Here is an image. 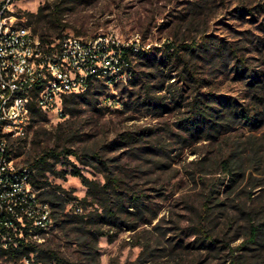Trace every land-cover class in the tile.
I'll use <instances>...</instances> for the list:
<instances>
[{
    "label": "rangeland",
    "instance_id": "1",
    "mask_svg": "<svg viewBox=\"0 0 264 264\" xmlns=\"http://www.w3.org/2000/svg\"><path fill=\"white\" fill-rule=\"evenodd\" d=\"M14 14L51 42L116 34L139 37L149 53L136 57L128 82H99L85 98L69 100L65 117L34 115L25 134L12 139L18 166L50 148L77 153L47 159L65 176L37 173L47 181L41 192L60 186L64 199L53 208L51 232L32 243L65 264H264V238L248 240L251 225L264 220V105L255 98L264 99V0H18ZM169 44L174 49L166 52ZM198 92L214 102L213 95H227L246 108L261 106V121L251 127L238 118L228 133L208 139L184 125ZM232 150L242 165L234 180L222 167ZM74 166L97 183L93 195L107 174L122 180L116 197L140 194L141 212L129 207L119 225L102 222L97 214L109 198L87 196L88 187L70 174ZM33 259L6 253L0 264ZM39 264L58 263L44 254Z\"/></svg>",
    "mask_w": 264,
    "mask_h": 264
},
{
    "label": "built area",
    "instance_id": "2",
    "mask_svg": "<svg viewBox=\"0 0 264 264\" xmlns=\"http://www.w3.org/2000/svg\"><path fill=\"white\" fill-rule=\"evenodd\" d=\"M18 0H0V247L41 241L54 227L51 204L41 197L28 166H18L9 144L33 121L34 108L62 118L64 99L92 82H128L140 38L116 34L44 40L14 14Z\"/></svg>",
    "mask_w": 264,
    "mask_h": 264
},
{
    "label": "trees",
    "instance_id": "3",
    "mask_svg": "<svg viewBox=\"0 0 264 264\" xmlns=\"http://www.w3.org/2000/svg\"><path fill=\"white\" fill-rule=\"evenodd\" d=\"M46 10L45 6L39 7L40 14L43 13ZM34 15V14H32ZM40 16V15H39ZM21 23V22H20ZM24 24V23H21ZM27 26H30L32 30L38 34L41 38L44 40L50 39V36L44 32H38L37 28H33L29 24H24ZM171 49H174L173 44L168 45V51ZM178 49V48H177ZM179 49L177 50V52ZM174 53V58L176 61H184V70H189L188 65H186L185 60L183 57L180 56L179 53ZM149 53L144 50L140 49L137 52L136 57L139 58H146L148 57ZM168 55V56H167ZM167 57H169V54H166ZM166 56H163L160 60L161 63L166 62ZM170 60H167V62ZM191 74V73H190ZM194 78V77H193ZM198 81V79H196ZM99 81L92 82L90 88L87 90L88 92L93 88V86H96ZM87 92V93H88ZM87 93H73L65 97L64 99V107H63V114L62 117H65L67 113H70L69 109V100L76 98V97H82L85 98ZM210 93H200L198 92L197 95L193 98L191 103L189 104V113L190 115L183 120H186V123L184 124L185 127L187 126L191 131L196 132L198 134H202L205 137L209 138H215L217 135H221L224 133H228L232 125L235 123L236 119L240 118L242 119L247 125L251 127H255L257 125V122L261 121L263 110L261 106L253 107V108H246L243 107V104H240L237 100H233L231 97L227 95H213L217 101L214 102L212 100L213 97H210ZM258 98V102L260 104L264 105V99L262 97L256 96L255 98ZM214 98V99H215ZM213 101L212 104L209 102ZM34 115L43 117L45 114L41 111H39L37 108H34ZM260 119V120H259ZM9 147L12 149V143L9 144ZM237 150H232L230 156L228 158L223 160L222 167L226 171V173H229L232 177V180L235 179V177H238L241 173V162L238 159H235L234 156ZM63 154H74L77 153L70 149H64L62 152H58L55 148H50L47 150V152L44 155L39 156L33 162L29 164V168L33 171L34 175L32 178V181L34 185L38 189H44L47 186V181L39 180L37 177V173L40 171H46L50 170L56 173L59 176H65L68 172L67 170H61L56 171L54 170V163L52 166H46L48 161L47 159H55L56 162L59 161L60 156ZM88 158L92 159H98L101 164H104L105 162L99 158L97 155H92L90 153L86 154ZM86 165H89L90 162H85ZM35 168L38 169L36 172ZM35 170V172H34ZM70 174L73 176H77L81 179L82 183L88 187V194H92V192L98 187L97 183L94 180L89 179L87 176H85L78 166H74L72 170L70 171ZM122 180L119 178L113 177L111 173L106 175V182L101 186V190H99L97 193H94L93 196L98 198L99 200L104 197L103 195H107L109 200H103L101 209L102 212L98 213L97 216L101 217L102 222H108L110 224L119 225V218L121 217V213L123 211H127L128 213H132L129 207H135L139 212H141V206L139 207L141 195L136 194L135 192H129L126 191L122 197H116L122 193V190L119 189L121 185ZM60 186H55L51 190H44L41 192V196L43 194H46L49 203L51 204L52 208L60 207L62 206V203L59 202V200L64 199L60 194ZM115 193L117 195H115ZM87 197H85L86 199ZM115 198V199H114ZM145 205V204H141ZM77 218L78 214L75 216ZM81 220H84L82 217ZM149 223V222H146ZM135 227V226H130ZM2 228H0L1 230ZM250 234L248 240L251 243H254L257 239L262 240L264 238V220L260 222L259 224H252L250 228ZM98 235L100 236H107L109 241L114 240V235L100 231L98 232ZM19 240V246L18 248H15L13 246H9V248H2L0 247V256L6 253L12 254L14 256L19 255H26L30 259V253H33L35 256V260L33 259V264H39V261H41V258L44 254H48L53 260H55L58 264H65V260L61 257H59L56 253L53 251H50L48 249H43L37 244L25 243L23 239L18 238ZM215 239H209V243L212 245V242H214ZM216 241V240H215Z\"/></svg>",
    "mask_w": 264,
    "mask_h": 264
}]
</instances>
